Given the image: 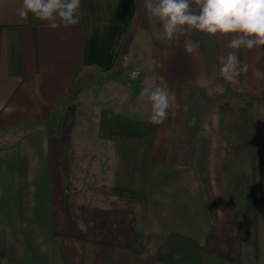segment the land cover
<instances>
[{"label": "crops", "instance_id": "1", "mask_svg": "<svg viewBox=\"0 0 264 264\" xmlns=\"http://www.w3.org/2000/svg\"><path fill=\"white\" fill-rule=\"evenodd\" d=\"M20 5L21 0H0V264H89L91 240L129 245L137 229L150 230L151 242L161 236L160 245L169 232L192 237L188 233L192 231L212 251L236 256L240 251L237 238L242 235L228 189L229 137L217 134L211 139L209 171L220 166L227 192V199H215L218 225L211 221L197 170L155 159L159 152L166 158L169 155L173 119L189 90L225 79L220 73V57L236 51L227 47L231 37L192 30L190 35L168 39L159 22L146 13L144 0H81L79 24L56 30L31 14L21 20L17 14ZM188 43L194 45L191 53L185 49ZM236 55L247 71L234 82L225 80L262 97L264 110V46L242 48ZM134 71L141 77L132 80V90L158 79L175 100L168 118L159 125L148 122L149 103L138 106L142 112L135 115L123 110L122 99H113L102 108L100 136L105 142L148 143L152 137L145 208L137 202L136 210L123 207L116 212L102 204L107 197H92L91 192L71 188L66 149L72 154L73 138L60 133L51 138L49 126L81 78L93 74L91 84L99 78L116 84ZM158 172L168 183L162 185ZM70 197L77 207L71 211L77 226L63 230L60 208ZM225 201L232 218L227 225L220 222ZM174 217L182 221L181 228L167 225Z\"/></svg>", "mask_w": 264, "mask_h": 264}, {"label": "rangeland", "instance_id": "2", "mask_svg": "<svg viewBox=\"0 0 264 264\" xmlns=\"http://www.w3.org/2000/svg\"><path fill=\"white\" fill-rule=\"evenodd\" d=\"M139 77H141V73H139ZM132 80V78H125L119 80L120 83L117 82L115 84L112 83L111 79L99 78L96 79L93 84L82 89L79 93H75L72 89L71 93L64 101L65 104L59 108L49 126V130L54 137L60 133L64 134L65 136L71 134V137L73 138L71 145V148L73 149L72 154L69 152L70 149H66L67 160L70 164H68L70 169L67 168V181L71 182V188H76L75 190L77 192L80 190L87 193L91 192L92 197H97L98 195H102V199L107 197V201H101L102 204L113 208V211L116 212L120 211V209L123 207H128L131 210H136L137 208L136 201L129 202L126 197H120L117 194V187L142 189L150 182V174L148 176L151 168V156L150 161L148 160L149 143L131 140H125L122 142H105L100 136L102 108L105 107L106 104H109L111 101H113V99H122L124 100L123 110L135 115L139 111L140 113L142 112V109L139 110V107L146 106V104H148L145 99L141 98L140 95L143 88L147 86L160 87L158 79L155 82L153 79H149V81H145L143 88L141 87L138 90L134 88V90H132V87H135L132 86ZM197 94L201 95L204 102L202 109L205 110V114L202 118L201 138L206 141V143H209V165L211 139L217 134L225 135L224 132H226L228 128L225 126L222 127L221 118L225 117V115L227 117H231V111H225L223 108L221 109V106L227 102L234 106H240L243 105L247 100L253 99V96L255 95L249 93L247 90L238 85H233L225 79L220 78L214 82H211L207 88H191L181 104L187 99V97L189 100H193ZM256 97H259V101L255 102V108L253 112L255 121L258 125V136L260 143L254 158L255 161H252V159L249 157V153L244 149L245 147L243 145L239 146L236 137L232 138L234 140H232V146L234 147L231 152L229 151L227 161L228 178L230 181L228 189L233 195V201H231V203L234 208L236 225H242L243 230L249 233L251 231L252 217H254V219L256 218L258 221L260 243V256L258 264H264V110L260 106L261 97ZM110 104H112V102ZM181 104L179 105L172 125V129L176 131L175 140L173 143L175 145L178 144V148L176 146L179 154L178 156L186 153V148L183 144L185 135L182 134L184 131H182L181 128L183 121H185V116L183 112L181 113V110L179 112ZM178 113H180V115ZM177 119H179V121H177ZM204 149L206 152V147L202 145V150ZM155 159L157 161L168 160V162H171L170 160L172 158L169 157V155L166 158L162 156V152H159V155H157ZM205 160L206 158L204 155H202V161L205 162ZM213 161H215V158H213ZM217 166L214 167V169H211V173L209 168L208 171L211 189L210 193L213 198V205L215 206L214 208L218 214V208L215 199L219 200L220 202L227 199V192L224 181L225 174L219 172L221 171L220 166ZM157 175H161L158 180L162 181V185L168 183L166 177L163 176L161 172H158ZM203 176L205 177V173H203ZM173 179H175V176H173L172 180ZM199 181L204 193V201L207 205L206 194L201 180ZM213 187L215 188V195L213 193ZM214 196H216V198H214ZM173 198H176V195H174ZM67 199L68 200L65 201V204L62 206V208H60L61 212H63L60 213V223L63 230H70V228L71 230H74L77 225H75V222H73L71 211H74L75 209L77 210V207L74 204L75 201L73 198L70 197ZM254 199H256V201H253ZM253 202H255L256 208H253ZM138 204H140L142 208H145V204L143 202H138ZM223 206L225 208V212L223 219L220 222L221 224L227 225L230 221L232 222L231 215L228 213V201H225ZM142 208H140L141 211L143 210ZM80 216L78 217L80 218ZM138 216L143 222V216L139 213ZM78 219L76 220L77 224H81V221H78ZM174 219H176V217L172 219L171 223L167 222V225L171 224L172 227L174 225H179L177 228H181L183 225L182 221H175ZM106 223L110 224L109 221ZM140 224L144 225L143 223ZM218 224L219 214L216 225ZM109 226L111 229L112 226ZM76 232L79 233L78 230ZM88 233H90V231ZM171 233L173 232H169V234ZM188 233L193 238H196L195 240L199 239V237H197L195 233H192V231H189ZM144 234V240L148 243V250L154 253L160 246L162 237L157 236L151 242L152 235L150 230ZM240 234L242 236L244 235L241 232ZM242 236L237 238L239 240V249L237 250L240 251V242L251 244V240L249 238H247L245 235L244 237ZM153 247L156 249L154 250ZM217 254L232 261H234L236 258V256L231 253H226L231 255H221L220 253Z\"/></svg>", "mask_w": 264, "mask_h": 264}, {"label": "trees", "instance_id": "3", "mask_svg": "<svg viewBox=\"0 0 264 264\" xmlns=\"http://www.w3.org/2000/svg\"><path fill=\"white\" fill-rule=\"evenodd\" d=\"M123 40L118 45L114 55L115 57L123 43ZM253 99L247 100L240 106H234L228 102L222 105L221 109L223 108L225 111H231V117H227L226 115L225 117H222L221 124L222 127L225 126L228 128L224 134L229 137L231 142L229 151L231 152L234 147L232 146V138L236 137L239 146L243 145L245 147L244 149L247 150L249 157L254 162L260 142L258 136V125L255 121L253 111L255 108L254 104L259 101V97L253 96ZM188 100L189 99L187 97L179 109V112L181 110V113L183 112L185 116V121H183L181 128L182 131H184L182 134L185 135L183 144L186 148V153L178 156V144L175 145L173 143L176 131L172 129L169 152V157L172 159L170 160V163L175 165H185L197 170L199 179L201 180L206 194V201L211 221L216 225L218 222V214L214 208L215 206L213 205V198L210 193L211 189L209 183V143H206V141L201 138L202 118L205 114V110L202 109L204 102L199 94H197L193 100ZM64 104V102L61 103V106ZM178 114L180 115V113ZM232 116L237 118H233ZM193 118H195V124L190 127L189 124ZM177 121H179V119H177ZM49 132L50 137H54L51 131ZM148 143V160L150 161V152H152V137ZM202 145L206 147V152L205 149L202 150ZM202 155L206 158L205 162L202 161ZM203 173H205V177L203 176ZM147 187L148 185L144 186L142 189L117 187L116 192L120 197H126L129 202L136 201L146 204ZM253 201H256V199ZM252 204L253 208H256L255 202ZM237 227L242 234L251 240V244H247L246 242L243 243L247 247L244 249L241 248V251L237 253L234 261L225 259L209 249L207 246L199 243L194 238L177 232L169 234L165 241L153 253L148 250V243L144 240L145 234L138 229L135 230L133 240L129 245L113 243L107 240H91L87 253V261L89 264H258L260 256V243L257 219L252 217L251 231L249 233L243 230L242 225L238 224Z\"/></svg>", "mask_w": 264, "mask_h": 264}, {"label": "clouds", "instance_id": "4", "mask_svg": "<svg viewBox=\"0 0 264 264\" xmlns=\"http://www.w3.org/2000/svg\"><path fill=\"white\" fill-rule=\"evenodd\" d=\"M144 7L159 22L168 39L190 35L196 30L213 37H231L227 47L236 51L264 46V0H144ZM80 13L81 0H21L17 9L21 20H27L31 14L53 30L79 24ZM185 49L191 53L194 45L188 43ZM236 51L220 57L221 75L233 82L241 72L247 71V65L241 64ZM140 95L151 105L148 122L164 123L174 105V94L166 88L147 86ZM194 124L195 118L189 126ZM240 247L247 246L240 242Z\"/></svg>", "mask_w": 264, "mask_h": 264}, {"label": "water", "instance_id": "5", "mask_svg": "<svg viewBox=\"0 0 264 264\" xmlns=\"http://www.w3.org/2000/svg\"><path fill=\"white\" fill-rule=\"evenodd\" d=\"M95 79V76L93 74L87 75L83 78H81L76 85L73 88V91L75 93H79L82 89L88 87L92 81Z\"/></svg>", "mask_w": 264, "mask_h": 264}, {"label": "built area", "instance_id": "6", "mask_svg": "<svg viewBox=\"0 0 264 264\" xmlns=\"http://www.w3.org/2000/svg\"><path fill=\"white\" fill-rule=\"evenodd\" d=\"M137 77H139V73L138 72L134 71V72L130 73V78L135 79Z\"/></svg>", "mask_w": 264, "mask_h": 264}]
</instances>
